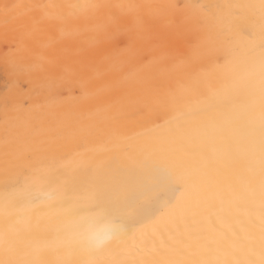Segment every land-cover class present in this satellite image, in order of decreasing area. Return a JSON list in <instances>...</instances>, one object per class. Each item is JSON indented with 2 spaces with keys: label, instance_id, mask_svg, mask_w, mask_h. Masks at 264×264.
Masks as SVG:
<instances>
[{
  "label": "bare ground",
  "instance_id": "obj_1",
  "mask_svg": "<svg viewBox=\"0 0 264 264\" xmlns=\"http://www.w3.org/2000/svg\"><path fill=\"white\" fill-rule=\"evenodd\" d=\"M0 264H264V0H0Z\"/></svg>",
  "mask_w": 264,
  "mask_h": 264
}]
</instances>
